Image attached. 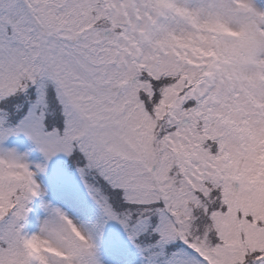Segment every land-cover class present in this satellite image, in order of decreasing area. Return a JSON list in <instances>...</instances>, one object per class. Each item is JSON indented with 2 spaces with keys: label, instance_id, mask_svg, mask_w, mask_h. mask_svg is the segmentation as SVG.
<instances>
[{
  "label": "snow or ice",
  "instance_id": "1",
  "mask_svg": "<svg viewBox=\"0 0 264 264\" xmlns=\"http://www.w3.org/2000/svg\"><path fill=\"white\" fill-rule=\"evenodd\" d=\"M0 264H264V0H0Z\"/></svg>",
  "mask_w": 264,
  "mask_h": 264
}]
</instances>
